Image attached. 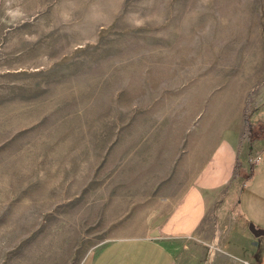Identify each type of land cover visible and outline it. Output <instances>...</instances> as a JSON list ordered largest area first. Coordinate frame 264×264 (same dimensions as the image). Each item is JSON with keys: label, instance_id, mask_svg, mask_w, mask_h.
<instances>
[{"label": "rangeland", "instance_id": "1", "mask_svg": "<svg viewBox=\"0 0 264 264\" xmlns=\"http://www.w3.org/2000/svg\"><path fill=\"white\" fill-rule=\"evenodd\" d=\"M242 101L264 113V0H0V264L90 261Z\"/></svg>", "mask_w": 264, "mask_h": 264}, {"label": "crops", "instance_id": "2", "mask_svg": "<svg viewBox=\"0 0 264 264\" xmlns=\"http://www.w3.org/2000/svg\"><path fill=\"white\" fill-rule=\"evenodd\" d=\"M236 109L233 121L212 125L190 147L177 194L116 228L85 264H264V236L249 231L264 213L253 203L264 205V139L241 138L244 101Z\"/></svg>", "mask_w": 264, "mask_h": 264}, {"label": "trees", "instance_id": "3", "mask_svg": "<svg viewBox=\"0 0 264 264\" xmlns=\"http://www.w3.org/2000/svg\"><path fill=\"white\" fill-rule=\"evenodd\" d=\"M243 122L242 139L246 138L250 143L264 139V121H259L257 124L253 125L246 114V110H244Z\"/></svg>", "mask_w": 264, "mask_h": 264}, {"label": "water", "instance_id": "4", "mask_svg": "<svg viewBox=\"0 0 264 264\" xmlns=\"http://www.w3.org/2000/svg\"><path fill=\"white\" fill-rule=\"evenodd\" d=\"M249 231L252 233L255 237L264 236V231L260 229H255L253 225L249 226Z\"/></svg>", "mask_w": 264, "mask_h": 264}]
</instances>
